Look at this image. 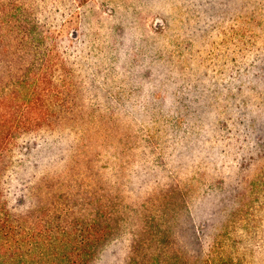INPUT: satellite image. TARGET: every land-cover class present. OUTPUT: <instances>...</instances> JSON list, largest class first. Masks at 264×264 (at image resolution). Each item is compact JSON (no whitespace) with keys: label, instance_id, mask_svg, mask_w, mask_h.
Here are the masks:
<instances>
[{"label":"rangeland","instance_id":"rangeland-1","mask_svg":"<svg viewBox=\"0 0 264 264\" xmlns=\"http://www.w3.org/2000/svg\"><path fill=\"white\" fill-rule=\"evenodd\" d=\"M21 5L20 17L40 23L41 55L52 58L51 112L76 121L26 137L15 152L8 146L3 205L25 197L22 211L42 205L63 215L75 206L91 220L113 194L120 208L145 207L172 186L186 198L179 245L198 250V236L217 242L226 232L245 262L264 264V0ZM250 196L258 217L234 225ZM132 232L92 264H128Z\"/></svg>","mask_w":264,"mask_h":264},{"label":"trees","instance_id":"trees-1","mask_svg":"<svg viewBox=\"0 0 264 264\" xmlns=\"http://www.w3.org/2000/svg\"><path fill=\"white\" fill-rule=\"evenodd\" d=\"M23 8L21 0H0V167L12 143L15 152L26 137L76 121L51 112L55 104L52 96L59 92L47 68L52 58L41 55L47 48L44 39H37L40 23L20 17ZM61 190L56 187L55 192ZM171 193L178 194L177 200ZM111 198L106 211H96L91 220H85V214L75 206L64 216L57 215L56 208L48 210L42 205L22 211L25 197L16 207L7 208L0 194V264H92L107 244L128 229L133 230L128 264H248L240 247L235 249L225 240L226 232L217 242L206 233L198 236L202 244L198 250L178 244L174 227L186 198L172 186L145 207L123 202L120 208L119 195ZM254 200L251 196L241 199L230 218L234 225L236 218L258 217ZM154 202L156 205L149 206ZM37 210L38 214L34 213Z\"/></svg>","mask_w":264,"mask_h":264}]
</instances>
